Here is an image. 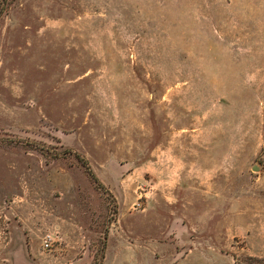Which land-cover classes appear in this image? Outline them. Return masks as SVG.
<instances>
[{"label": "rangeland", "instance_id": "1", "mask_svg": "<svg viewBox=\"0 0 264 264\" xmlns=\"http://www.w3.org/2000/svg\"><path fill=\"white\" fill-rule=\"evenodd\" d=\"M247 256L264 0H0V264Z\"/></svg>", "mask_w": 264, "mask_h": 264}, {"label": "trees", "instance_id": "2", "mask_svg": "<svg viewBox=\"0 0 264 264\" xmlns=\"http://www.w3.org/2000/svg\"><path fill=\"white\" fill-rule=\"evenodd\" d=\"M242 264H264V258L247 256L241 259Z\"/></svg>", "mask_w": 264, "mask_h": 264}, {"label": "built area", "instance_id": "3", "mask_svg": "<svg viewBox=\"0 0 264 264\" xmlns=\"http://www.w3.org/2000/svg\"><path fill=\"white\" fill-rule=\"evenodd\" d=\"M45 245L48 247V246H49V242H48V241H46V242H45Z\"/></svg>", "mask_w": 264, "mask_h": 264}]
</instances>
